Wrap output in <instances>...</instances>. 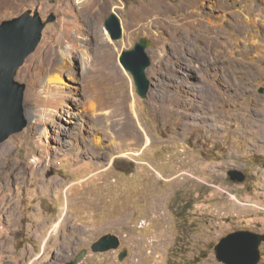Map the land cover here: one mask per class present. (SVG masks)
I'll return each instance as SVG.
<instances>
[{
    "label": "rangeland",
    "instance_id": "rangeland-1",
    "mask_svg": "<svg viewBox=\"0 0 264 264\" xmlns=\"http://www.w3.org/2000/svg\"><path fill=\"white\" fill-rule=\"evenodd\" d=\"M36 8L56 20L16 75L28 124L0 144V264L107 233L121 246L94 264H224L222 237L264 233V0H0V23ZM140 37L144 99L119 62Z\"/></svg>",
    "mask_w": 264,
    "mask_h": 264
},
{
    "label": "water",
    "instance_id": "water-1",
    "mask_svg": "<svg viewBox=\"0 0 264 264\" xmlns=\"http://www.w3.org/2000/svg\"><path fill=\"white\" fill-rule=\"evenodd\" d=\"M55 20L54 13L44 20L36 8L0 23V144L28 124L23 105L26 84L18 81L16 75L26 58L37 48L46 25ZM104 27L111 39L122 38V21L116 12L109 14ZM152 44L149 38L140 37L132 47L122 50L119 55L120 64L132 76L135 91L142 99L147 96L151 85L147 69L152 63L148 53ZM260 91L263 92L264 88ZM228 176L234 182L247 179V174L239 169L229 170ZM263 242L264 233L251 230L231 232L215 246L216 258L224 264H258ZM120 246V238L107 233L92 243L91 250L106 252ZM127 253V247H123L119 258L124 259ZM86 254V250L80 252L70 264H77Z\"/></svg>",
    "mask_w": 264,
    "mask_h": 264
},
{
    "label": "flooded vegetation",
    "instance_id": "flooded-vegetation-1",
    "mask_svg": "<svg viewBox=\"0 0 264 264\" xmlns=\"http://www.w3.org/2000/svg\"><path fill=\"white\" fill-rule=\"evenodd\" d=\"M91 244L88 246H75V245H62L59 246V250H53L51 251L52 256L50 257V263L51 264H70L76 256L86 250L87 254L84 256V259L79 260L77 264H84L85 261H87L88 264H94L96 260H99L101 257H104L103 255L110 253L112 250L106 251V252H93L91 248ZM91 250V251H90ZM115 252V251H112ZM58 254V255H56ZM110 257V256H107Z\"/></svg>",
    "mask_w": 264,
    "mask_h": 264
},
{
    "label": "bare ground",
    "instance_id": "bare-ground-1",
    "mask_svg": "<svg viewBox=\"0 0 264 264\" xmlns=\"http://www.w3.org/2000/svg\"><path fill=\"white\" fill-rule=\"evenodd\" d=\"M185 34H187V33H185ZM106 53H107V47H104L103 48V54L104 55L102 54V56L98 60L99 61V64L101 65V67H100L101 70H110L111 69V66L109 64V61L107 60L106 57H104V56H106L105 55ZM93 68H95V67H93ZM100 79H102V78H99L98 77L96 80H94V84H93V88H92V94L95 95V96H98L99 98H102L108 104V101H107L108 100V98H107L108 96H107L106 91H105V89H107L106 81L104 79H102V80H100ZM114 100H117V97H116V99L114 98ZM252 125L253 124H251V126Z\"/></svg>",
    "mask_w": 264,
    "mask_h": 264
}]
</instances>
